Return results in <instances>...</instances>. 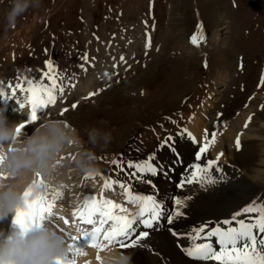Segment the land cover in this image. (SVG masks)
Segmentation results:
<instances>
[{
  "label": "rangeland",
  "instance_id": "rangeland-1",
  "mask_svg": "<svg viewBox=\"0 0 264 264\" xmlns=\"http://www.w3.org/2000/svg\"><path fill=\"white\" fill-rule=\"evenodd\" d=\"M11 3L12 0H0V89L6 90V84L9 81L15 83L16 77L27 80L25 74L32 70L33 63L34 66H41L40 75L36 73V78L43 80L42 71L47 70L46 61L54 66L56 74L61 71L69 73L59 76L66 84L74 76L80 83L97 87L94 90L98 93L95 98L70 99L62 107L60 103H55L51 105L53 111L49 115H60V118L76 123L79 130H82L81 126L84 127L82 122L90 120L91 116L102 119L97 123L90 120V125H86L89 130L95 128L108 132V124L110 128L116 127V121L117 125L122 124L118 132L111 134V142L106 148L93 147L88 142V132L84 137L91 150L100 151L96 155L99 170L114 175L118 169L112 171L116 167L112 161L122 160L120 158L127 155L129 160L144 158L146 149H132L137 141L141 143V135L156 145L148 152L150 155L158 147V139L162 141L176 130V134L182 133L184 127H181V123L186 122L188 113L182 121L180 115H174L171 111L181 107L184 97L187 102L196 99L195 94L204 87H208V94L212 90L215 92L217 84L216 96L209 97L199 111L204 110L209 115L214 106L212 111H224L219 116L216 114L209 131L223 134L222 138L218 135L215 138L222 140L221 146L227 155L223 162L216 164L215 168L212 166L208 172L213 170L215 173L211 180L212 187H202L204 183L188 187L192 214L187 215L193 217L192 221H197L192 215H204L205 211H209L213 215L216 213L214 219L222 218L221 215H227L248 200L252 205L259 189L262 191L258 192L257 199H264V176L260 180H253L260 169L257 167L258 161H246L241 167L236 163L235 169L227 170L231 159L236 155L241 156L239 151L244 144L250 142L264 148V84L261 83L264 77V0H40L39 7L29 6L14 24L9 25L6 16ZM147 30L150 32L147 33ZM199 32L205 35L204 41L199 43L203 53L198 51L191 39ZM48 48H52L53 54L48 52ZM85 55L90 62L85 67L89 68L92 63L94 66L83 73L80 65ZM121 56L124 57L121 63L129 64L133 69L123 78L114 75L112 84L101 87L99 91L95 75L100 74L105 61H112L115 57L120 59ZM117 81H120L119 86L115 84ZM143 88L149 92L148 95L139 91ZM81 93L77 88L73 98ZM25 95L18 94L20 99ZM221 101L227 106L219 104ZM236 101L239 103L235 105ZM8 102L0 103V107L7 106L8 109L11 103L17 106L14 99ZM72 104L77 107L62 112ZM97 106L103 110L93 108ZM171 115L176 118L169 121ZM206 115L196 126L195 123L191 124V128L198 132V136L195 134L197 138L204 134L202 140L206 139ZM246 115L250 116L249 124L243 121ZM34 127L35 123L28 124L23 129L24 133L31 134ZM240 131L245 132L242 134L246 141L243 140L239 148L231 149V139ZM74 134L77 135V132ZM185 137L189 139L186 146H192L191 152L180 140L173 146L178 145L181 153L178 149L176 153L183 160L190 158L192 161L198 144ZM131 142L130 151L126 153ZM169 147L156 149L158 155H164L166 150L170 155L162 164L157 162L155 165L163 168V164L172 163L176 155ZM68 151V155H72L73 150ZM210 154L214 157L215 153ZM158 155L155 157L160 161ZM61 160V172H68L71 169L70 156L64 154ZM101 164L108 168H102ZM81 177L82 174L76 177L74 172L70 175L71 189L64 193L59 207L61 213L65 207L69 213L70 209L78 208L76 193L73 195L71 191L77 185L76 180L83 179ZM156 180L163 182L162 173ZM225 183V186H221ZM163 185L158 186L161 197ZM112 199L123 203L117 194ZM241 207H246V204ZM171 237L167 236L174 245V238Z\"/></svg>",
  "mask_w": 264,
  "mask_h": 264
},
{
  "label": "snow or ice",
  "instance_id": "snow-or-ice-1",
  "mask_svg": "<svg viewBox=\"0 0 264 264\" xmlns=\"http://www.w3.org/2000/svg\"><path fill=\"white\" fill-rule=\"evenodd\" d=\"M236 5L234 4V7ZM147 23V22H146ZM202 27V26H200ZM193 43L203 42L205 35L203 32H199L192 38ZM149 47L150 42H149ZM83 63L80 65L81 69L87 72L86 64H89V59L85 55L81 58ZM92 59H95L94 57ZM121 61H124V57H120ZM206 66V65H205ZM115 67V65H113ZM46 71H42L43 80L36 81L33 79H22L20 77L15 78V83L9 81L6 84V90L0 89V103L6 104L9 100H15L18 108L14 107L13 112H17L23 109L26 104L30 105V115L25 119L24 123H21L16 129L19 135L28 124H32L40 117L38 112H43L49 105L56 103L57 95L63 97L67 87L74 88L76 86L73 76L69 79V83L66 84L64 80L54 72V66L46 61ZM107 75V73H105ZM261 83L264 84V77L261 79ZM25 93L23 99H20L18 94ZM98 93L91 92L88 97L94 96ZM72 108H76V104L71 105ZM67 111L63 109L62 112ZM247 126V125H245ZM26 134V133H25ZM215 133L210 137L211 140L215 139ZM208 137H206V144L201 149V152L207 150ZM170 141H165V144H169ZM239 144V140H237ZM197 159H200L198 154ZM154 160V158H153ZM3 161V156H0V162ZM116 167L112 169L115 172L119 170L115 177L104 176L102 170L100 173L92 172L85 176V179H95L97 175H100L104 180L99 196L94 192H90L83 195L82 207H78L72 213V223L76 224L78 221L80 224L91 226V230H83L77 228L82 234L77 237L68 233L63 226L54 225V220L57 213L53 211L56 202L63 198V192L55 190L53 192L48 191V186L45 184L43 177L37 173V178L33 181V185H29L24 191L25 202L22 207L17 208L16 215L12 219V223L15 226L21 228H27L32 225H39L42 223H48L59 228V230L67 237L71 243L67 244V253L64 258H59L56 264H75V260L67 259L68 253L73 255H86L85 249L89 246L99 251L103 250L106 246L113 244L118 245L120 248H133L140 244L149 236L147 231H140L135 233L134 224L140 223L145 228H152L153 221L157 220L161 214L159 210V204L152 196L139 193H133L131 180L136 179L146 184H151V181L147 179L148 175H157L163 173L164 169L158 165H155L152 160L140 161H112ZM215 164V161H207L206 167L211 168ZM200 166H196V170H199ZM126 174L129 179L122 180L120 175ZM0 179H7V176L0 175ZM199 183V179H187L181 181L180 187H183L185 183ZM39 185L45 190L33 195L34 188ZM119 188L122 191L117 193L124 197L123 203L113 200L105 196V192H116ZM175 204L177 206L175 214L177 216L182 215L179 210L181 207V200L176 199ZM129 205L138 209V217L133 215V212L128 207ZM254 205L246 206L242 211L236 212L235 216L245 215L247 213L256 212ZM233 220L223 221V225H230ZM168 222L171 223V216L168 218ZM69 219H63V225H69ZM239 227H216L215 229L209 228L205 231L204 228H200L196 233V239L203 241L202 243H196L194 247L185 248L187 256L201 261H215L217 264H264V212L257 213L253 216H246L245 219H241L238 222ZM178 238L181 234L173 233ZM215 237V243L219 245V249L213 247L211 238ZM106 242V243H105ZM97 261L102 264V258L97 254Z\"/></svg>",
  "mask_w": 264,
  "mask_h": 264
},
{
  "label": "clouds",
  "instance_id": "clouds-1",
  "mask_svg": "<svg viewBox=\"0 0 264 264\" xmlns=\"http://www.w3.org/2000/svg\"><path fill=\"white\" fill-rule=\"evenodd\" d=\"M29 6L39 7L40 0H12L7 12V22L14 24ZM7 106L0 107V221L9 216L25 202L24 191L40 177L49 182L61 175V156L69 149L73 157L69 162L71 171L87 175L98 171L94 151L79 146V137L65 127L61 120H45L31 134L16 129L20 123L10 121ZM88 142L93 147L106 148L111 142L110 132L93 128L88 131ZM65 236L48 223L27 228L16 226L11 232L0 230V264H56L67 253Z\"/></svg>",
  "mask_w": 264,
  "mask_h": 264
},
{
  "label": "bare ground",
  "instance_id": "bare-ground-1",
  "mask_svg": "<svg viewBox=\"0 0 264 264\" xmlns=\"http://www.w3.org/2000/svg\"><path fill=\"white\" fill-rule=\"evenodd\" d=\"M198 49L200 51H202V46H198ZM216 90H217V84H216ZM216 90L215 92L212 90L211 94L204 100L203 102V105L198 108L196 110V112L192 115V118L190 120V122L188 123L187 125V129H188V132L186 131V133H182L180 137L174 139L173 143L172 144H165V142L161 145V147L165 148V147H171L173 145H176V143H178V140H180L182 142V145L185 146L186 150L191 152L190 150H192V146L191 144L187 145L186 146V140H189L187 137L185 136H188L190 137V140H193L192 136H195L196 135L198 136V132H195L192 128H191V124L195 123V126L196 124H198L201 120L203 121L204 120V116L206 115V112H204V110H202V112H200L199 110H201L204 106V103L205 101L211 97L212 95L215 94L216 96ZM23 97V96H22ZM23 99V98H22ZM9 103V102H8ZM12 104V103H11ZM16 107L18 108L19 106H15L14 104L9 107L7 109V116L9 118L10 121H16L18 123H24L25 122V119L30 115V105H27L17 111V112H13V108ZM39 113V112H38ZM200 118V119H199ZM34 124V123H33ZM197 129V128H196ZM22 132L24 133V130H22ZM75 131H72V133L74 134ZM204 132V131H203ZM196 134V135H195ZM242 133H240L241 135ZM203 137L205 138L204 134H202ZM243 136V134L241 135ZM197 138V137H196ZM206 140V139H204ZM194 141V140H193ZM79 142V146H81L83 148V146L81 145V141H77V143ZM195 142V141H194ZM207 143L209 144L210 146V150L214 153L217 152L216 156L217 158L221 159L222 161H224V155H223V152H222V149L219 148L218 150H215V148L220 144L222 143V140L220 138H215L214 141L211 140V141H207ZM165 146V147H164ZM169 147V148H170ZM158 148V147H157ZM155 148V151L153 153H151L149 156L152 157V155L154 154V156H156V149ZM237 148V146H236ZM162 149V148H161ZM160 149V150H161ZM263 149V150H262ZM261 149V146H255L254 143H246L244 144L243 148L239 151V155H236L233 159H231L232 163H230V168H227V170H233L235 169V165L234 164H239L240 167H241V164L246 162V161H258V168L260 167V169L262 170H258L257 172V175L256 177L253 178V180H260L263 178L264 176V148ZM159 150V151H160ZM199 150V147L196 151V154H195V160H197L199 162V165H202L201 164V158L200 159H197V155L199 154L198 152ZM177 151V150H176ZM68 152H65L64 154H67V156H70V159H71V155L69 154L68 155ZM174 152V151H173ZM245 152H248L249 155H245ZM70 153V152H69ZM258 153H261V154H258ZM73 154V153H71ZM165 154H170L167 152V150L165 151ZM164 154V155H165ZM176 154V152H175ZM180 155V154H179ZM200 155V154H199ZM175 156V155H174ZM181 156V155H180ZM194 156V155H193ZM169 157V156H168ZM64 158V155L63 157H61L60 159ZM246 158V160H245ZM144 159H148L147 157H145ZM149 160H152V162L154 164H156L157 162L160 163L159 160L157 159H152V158H149ZM190 161V158L188 159ZM62 161V160H61ZM70 161V160H69ZM171 161V160H170ZM193 161V160H192ZM190 161V162H192ZM230 161V162H231ZM65 165V164H64ZM66 168V167H65ZM61 168L60 167V172H61ZM66 170V169H65ZM204 170H211V168H208V167H204V168H200L199 169V173H197V175L195 176V180L196 179H202L203 180V177H202V174L204 172ZM73 174V172L71 171V169L68 171V172H61V175L59 176L58 180H55V181H52V182H49L48 180L44 179V182L45 184L48 186V191L51 193L55 190H60L61 192H63V197H64V193H66V191L68 190L69 192V188L71 186V179H70V175ZM83 175V174H82ZM241 175V174H240ZM75 176L77 177L78 175L75 174ZM81 176V175H79ZM86 176V175H85ZM85 176L83 175V179H77V185H75V187L72 189V194L74 195V193H76L74 196L75 198H77V202H78V207H82V204H83V195L87 193V191H91V192H95V194L97 196H99L100 194V191H101V188L103 186V183H104V180L101 178L100 175H97L96 178L93 180L91 178L89 179H85ZM159 177V174L157 176V178ZM157 178H155V184H156V188H158V186L162 185V184H165L166 182L163 181V182H160V180H156ZM244 178V177H243ZM253 181V182H254ZM74 183V182H72ZM140 182H137L135 183L134 185H136L137 187L140 186ZM203 184V182H199V183H196V182H193L192 185H189L185 188L186 190L185 191H182V192H179L180 194V198H181V213L183 214V212H185V214H192V210H191V203L189 201H186V199H191V195H189L188 193V187L190 186H201ZM247 185V184H246ZM245 185V186H246ZM173 186V185H172ZM172 186H167L168 189H172L173 187ZM222 186V185H221ZM244 186V185H243ZM244 186V187H245ZM243 187V188H244ZM71 189V188H70ZM137 188H135L136 190ZM242 189V188H241ZM246 189V188H245ZM252 189V188H251ZM135 190H132L133 193H135ZM240 190V189H239ZM172 191L174 192H178L176 191L175 189H172ZM214 191V190H213ZM236 191V190H235ZM221 192V191H220ZM223 195V194H222ZM221 195V196H222ZM105 196H107V192H105ZM119 198H121L123 201H124V197H122L121 195H118ZM224 196V195H223ZM226 196V195H225ZM229 196V195H228ZM236 196V195H235ZM238 196V195H237ZM109 198L112 199V197L110 196H107ZM231 197V196H230ZM208 198V196H207ZM210 198V197H209ZM225 198V197H224ZM232 198V197H231ZM239 198V197H238ZM206 199V198H205ZM229 199V198H228ZM113 200H116L118 202H120L118 199H113ZM154 200L158 202V204L160 203H163L165 202V199L163 198V196L161 197L160 196V193L159 194H156V196L154 197ZM210 200V199H209ZM233 200V199H232ZM235 200V198H234ZM63 201V198L58 200L56 202V205L53 209L54 212L57 213V216L54 220V225H62V226H66V225H63V219L62 218H67V219H72V210L75 211L74 208L70 209L71 212H66L67 207H65L63 209V212L61 213L60 212V205ZM230 201V199H229ZM250 200H248L247 202L243 203L242 205L244 204H247ZM211 202V201H210ZM202 203V202H200ZM224 203V202H223ZM242 203V202H241ZM216 204V203H215ZM222 204V203H220ZM200 205V204H199ZM202 205V204H201ZM210 205V204H209ZM213 205V204H212ZM211 205V206H212ZM242 205H240L238 208H240ZM252 205L255 206V208L258 210V211H264V204H256V202H254ZM159 206H162V204H160ZM207 206V205H205ZM220 206V205H219ZM224 206V205H223ZM237 206V205H236ZM75 207V206H74ZM130 208V205L128 206ZM209 207V206H208ZM202 209V207H200ZM234 208V207H232ZM228 209V208H227ZM230 209V208H229ZM237 209V208H236ZM235 209V210H236ZM198 210V209H197ZM215 210V209H214ZM224 210V208H223ZM234 210V211H235ZM200 211V210H199ZM217 211V210H216ZM234 211H231L230 213H228L227 215H221L222 218L224 217H227L229 216L231 213H233ZM225 212V211H224ZM203 213V212H202ZM206 214H196V215H192L194 216V218H196V220H209V219H214L215 217V214L213 215L212 212H209V211H205ZM220 216V215H219ZM192 218L193 217H189L187 219V224H192L194 223V225L197 223L196 221H192ZM10 219H11V216H9L8 218H6L5 220L3 221H0V230H3V231H6L7 232V228L9 226V222H10ZM196 222V223H195ZM47 223V222H46ZM175 223V222H174ZM54 225H50L51 227L55 228L57 231H59V229L54 226ZM175 226L183 231L182 227L175 224ZM60 232V231H59ZM167 236L171 237L166 231H162V232H158V233H154L150 239V242L149 244L146 246V248H144L143 246H136V247H133V248H127L125 250L124 253H122L120 250H115V249H112L111 251L107 252V253H101L99 256H101L102 258V264H114L116 261L118 262L117 264H214V263H211V262H199V261H193L191 259V257L187 256L186 253L184 252V250H179L176 246H174L167 238ZM172 238V237H171ZM186 238V237H185ZM184 238V241L186 242L187 240H185ZM173 242V241H172ZM151 248L157 250L159 253H157L156 255H153L151 254L150 250ZM164 260V262L162 261ZM90 264H101L100 261H97V260H94L92 261Z\"/></svg>",
  "mask_w": 264,
  "mask_h": 264
}]
</instances>
